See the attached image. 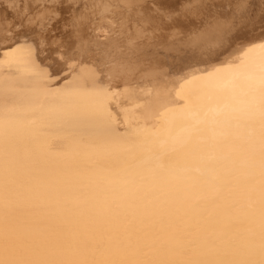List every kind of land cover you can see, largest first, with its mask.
<instances>
[{"label": "snow or ice", "instance_id": "obj_1", "mask_svg": "<svg viewBox=\"0 0 264 264\" xmlns=\"http://www.w3.org/2000/svg\"><path fill=\"white\" fill-rule=\"evenodd\" d=\"M228 3L225 16L203 0H121L112 5L104 42L97 43L82 36L101 18L96 11L107 7L103 2L81 9L77 0H0V60L11 68L22 53L31 66L15 116L7 90L0 97V172L27 167L36 153L54 159L74 153L96 162L135 149H166L197 134L210 136V145L247 133L249 120L264 117V55L250 60L257 45L264 49V0L258 16L252 0ZM85 58L98 71L91 85L79 71ZM160 72L182 83L132 124L114 101L121 82ZM241 96L252 99L239 105Z\"/></svg>", "mask_w": 264, "mask_h": 264}, {"label": "clouds", "instance_id": "obj_2", "mask_svg": "<svg viewBox=\"0 0 264 264\" xmlns=\"http://www.w3.org/2000/svg\"><path fill=\"white\" fill-rule=\"evenodd\" d=\"M246 127L0 172V264H264V117Z\"/></svg>", "mask_w": 264, "mask_h": 264}, {"label": "bare ground", "instance_id": "obj_3", "mask_svg": "<svg viewBox=\"0 0 264 264\" xmlns=\"http://www.w3.org/2000/svg\"><path fill=\"white\" fill-rule=\"evenodd\" d=\"M101 2H103V4L107 7L97 9L96 15L100 16L102 14V16L97 21L94 28H86L84 30L82 39L85 41L91 38L97 43L104 42L108 28L106 21L112 16V5L120 3L121 0H77L81 9L84 8V5L91 7L93 4H100ZM203 2L208 3L213 7V10H218L225 16L231 14V8L229 7L228 0H203ZM252 3L255 5L254 11L258 16L261 0H252ZM0 15H3L2 8H0ZM193 22L198 23V21ZM254 32L255 35L259 36L260 26L258 23ZM261 55H264V49H261L259 45H257L250 54L251 62L256 63ZM235 58V54H233L226 56L225 60L228 63H231ZM30 68V64L27 62L22 53H18L16 55L11 68H8V66L0 60V97H2L5 90H7L9 97L8 109L14 116L17 113L16 95L23 83L30 79ZM79 71L89 85L93 83L94 79L98 78L96 64L89 58H85V61ZM180 83H182V80L179 77L170 75L168 72H160L158 75L149 77L142 76L138 73L131 78L127 85L121 82L120 91L117 92V95L114 97V101L120 105L121 109L124 110L129 117L130 122L135 124L140 119L144 111L158 97H162L169 92L174 93ZM125 87H127L126 91L124 90ZM113 91H115V88H113ZM251 99V96H241L239 97L238 104H247L251 101ZM219 107L223 108L224 105L221 104ZM161 112L163 113L164 110L161 109ZM221 115H223V113H221ZM236 115L242 120L246 118V114L244 112H238ZM168 118L177 119V122L180 123L179 119L173 114H168ZM219 132L220 130L218 129L217 135H219ZM209 140L210 136H204L199 139V143L207 144Z\"/></svg>", "mask_w": 264, "mask_h": 264}]
</instances>
